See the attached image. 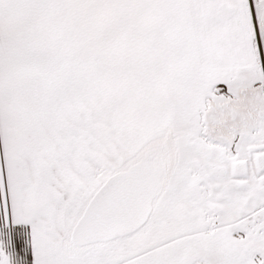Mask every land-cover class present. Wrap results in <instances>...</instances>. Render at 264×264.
Instances as JSON below:
<instances>
[{
  "label": "snow or ice",
  "instance_id": "1",
  "mask_svg": "<svg viewBox=\"0 0 264 264\" xmlns=\"http://www.w3.org/2000/svg\"><path fill=\"white\" fill-rule=\"evenodd\" d=\"M0 264H264V0H0Z\"/></svg>",
  "mask_w": 264,
  "mask_h": 264
}]
</instances>
